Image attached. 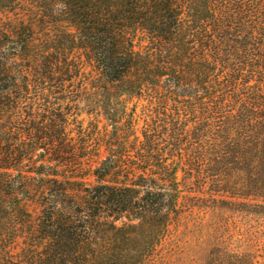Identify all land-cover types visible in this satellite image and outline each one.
Segmentation results:
<instances>
[{
  "label": "trees",
  "instance_id": "1",
  "mask_svg": "<svg viewBox=\"0 0 264 264\" xmlns=\"http://www.w3.org/2000/svg\"><path fill=\"white\" fill-rule=\"evenodd\" d=\"M262 218L264 0H0V264H158L190 222L189 264H264Z\"/></svg>",
  "mask_w": 264,
  "mask_h": 264
},
{
  "label": "rangeland",
  "instance_id": "2",
  "mask_svg": "<svg viewBox=\"0 0 264 264\" xmlns=\"http://www.w3.org/2000/svg\"><path fill=\"white\" fill-rule=\"evenodd\" d=\"M135 101L136 99H132L127 102L128 112L131 109H134ZM62 107H63V112H66L68 114L69 120H71L72 124L69 126V129L72 130V133L70 134V136L74 137V139L77 137V134L75 135V132L81 123L83 124V128H86L85 129L86 131L92 129L93 124H95L96 122L99 125V127H103L107 123L106 120L102 118V116L100 115L101 110L96 109L97 107H94L93 105H87V102L85 104H83V102L80 103L69 102V103H65ZM139 112H140V108L138 107L137 113ZM88 148H90V146ZM89 152L91 154H95L93 150ZM34 157H36V154ZM24 164L26 165L25 168L28 169L32 168V165H27L29 164L28 162ZM222 217L225 218V220L227 219L229 222V226L223 229L225 234H228L230 233V230H234L237 228L246 229L250 225V223L247 220L245 219L237 220L238 217L230 213H225L223 214ZM255 225L256 224H254V226ZM259 225L261 226L262 229L261 236L264 238V218L260 220ZM181 230H182L181 239H183V241L186 242L184 245V250L182 249L183 251L181 250L180 253H172L171 251H169L170 247H168L169 249L166 248V251L170 252V254H167V258H164L163 261H160L158 264H189L190 262H194V261L195 263H198L203 258L205 254V250L207 248V243L204 242L202 244L203 246L202 248H200V246L195 244L197 235L201 234L199 232V229H197V227L193 225V222H190L187 226H182Z\"/></svg>",
  "mask_w": 264,
  "mask_h": 264
}]
</instances>
